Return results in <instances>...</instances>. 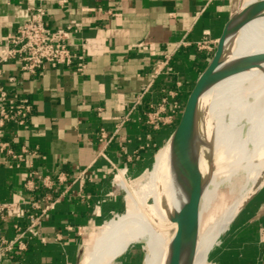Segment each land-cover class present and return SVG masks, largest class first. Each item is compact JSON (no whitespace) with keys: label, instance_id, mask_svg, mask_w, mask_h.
<instances>
[{"label":"crops","instance_id":"0c3cea01","mask_svg":"<svg viewBox=\"0 0 264 264\" xmlns=\"http://www.w3.org/2000/svg\"><path fill=\"white\" fill-rule=\"evenodd\" d=\"M37 5L47 27L70 25L76 57L33 73L17 59L0 63L8 101L31 106L23 123L0 129V204L23 209L0 211L1 238L23 232V247L0 264H80L91 235L118 214L114 179L137 178L168 143L234 0H0V47ZM33 202L48 208L29 228ZM213 248L217 264H264V181Z\"/></svg>","mask_w":264,"mask_h":264},{"label":"bare ground","instance_id":"6f19581e","mask_svg":"<svg viewBox=\"0 0 264 264\" xmlns=\"http://www.w3.org/2000/svg\"><path fill=\"white\" fill-rule=\"evenodd\" d=\"M256 1L245 0L236 6L240 10L245 4ZM255 16L245 29L240 31L242 22L233 34L226 52L227 59L264 54V12ZM252 80L256 84L246 92V100H242V89L247 81L251 83ZM225 108L227 121L234 123H238L240 118L253 119L258 111H264V62L217 80L196 110L189 148L194 174L202 183L201 195L207 198L215 196L221 186H227L232 195L228 199L223 195L217 209L210 208L199 214L191 264H206L217 233L226 227L260 180H264V152L237 157L232 162L219 156L213 159L216 124ZM114 181L124 190L125 198L131 200L134 210L127 207L97 228L84 247V264H109L119 251L145 230L152 235L149 264H168L176 231V223L171 219L186 218L190 199L174 170L169 143L155 154L145 179L134 192L127 188L122 174ZM150 196H153L152 203L147 201Z\"/></svg>","mask_w":264,"mask_h":264},{"label":"water","instance_id":"95a60500","mask_svg":"<svg viewBox=\"0 0 264 264\" xmlns=\"http://www.w3.org/2000/svg\"><path fill=\"white\" fill-rule=\"evenodd\" d=\"M241 1L234 0V8L216 41L213 55L193 84L168 141L174 170L190 198L186 218L174 217L171 219L176 223V231L172 238L168 264H191L193 241L198 231L202 183L194 174L189 148L190 130L196 110L207 91L217 80L242 68L257 67L258 63L264 62V54L226 58L230 39L240 24L246 19L264 12V0H257L252 4L242 6L239 10L236 4L238 5ZM256 187L241 204L252 196Z\"/></svg>","mask_w":264,"mask_h":264},{"label":"built area","instance_id":"2783aa9c","mask_svg":"<svg viewBox=\"0 0 264 264\" xmlns=\"http://www.w3.org/2000/svg\"><path fill=\"white\" fill-rule=\"evenodd\" d=\"M62 2L63 0H58ZM46 10L42 5L34 6L27 19L17 27L14 34L6 38L5 44L0 47V63L12 59L20 61V68L28 72H35L44 65L58 67L70 65L76 57L70 25H62L56 28H49L45 23ZM31 111V106L26 99L11 102L7 99V93L0 87V129L5 122L13 121L23 123ZM158 111H154L148 117V122L155 124ZM104 133L101 132V136ZM7 144L0 141V151L6 148ZM12 158L19 159L21 155L6 149ZM43 184L48 186L51 178L45 175L42 178ZM28 184V183H27ZM48 200V196H44ZM35 211L29 215L30 225L35 226L48 205L40 206L33 202ZM0 211L5 216H21L23 209L17 203H1ZM22 233H19L13 240L7 241L0 237V257L4 253L13 252L22 248Z\"/></svg>","mask_w":264,"mask_h":264},{"label":"rangeland","instance_id":"374dc122","mask_svg":"<svg viewBox=\"0 0 264 264\" xmlns=\"http://www.w3.org/2000/svg\"><path fill=\"white\" fill-rule=\"evenodd\" d=\"M243 1L245 0H242V2ZM213 50H215V46ZM245 84V87L242 89V100H246V92L253 88L256 81L252 80L251 83L247 81ZM258 113L259 114L254 117L255 119L240 118L238 123H234L227 121V110L225 108L216 124V155L213 154L214 160L217 156H219L232 162L237 157L241 158L243 156H253L264 152V111L260 110ZM146 174L147 170L137 178L130 181L127 180V188L134 192L145 179ZM262 181L260 180V183ZM116 192L118 201L121 202L118 206V214L122 213L127 207L134 210L133 203L131 200L125 198L124 190L118 184H116ZM223 195L226 199L230 198L232 195L228 191L227 186H221L218 188L217 195L215 196L207 198L206 196L201 195L199 201V214L202 215L203 213L209 211L210 208L217 209L219 200H222L221 198ZM147 201L148 203L154 202L153 196L147 198ZM226 227L217 233L214 245L218 242ZM151 249L152 235L145 230L135 241L127 244L124 250L119 251L116 257L109 264H149ZM213 249H211L207 256L206 264H217L215 259L211 256ZM81 264H84V254L82 256Z\"/></svg>","mask_w":264,"mask_h":264}]
</instances>
